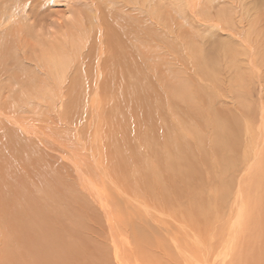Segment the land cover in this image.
Returning <instances> with one entry per match:
<instances>
[{"label": "rangeland", "instance_id": "374dc122", "mask_svg": "<svg viewBox=\"0 0 264 264\" xmlns=\"http://www.w3.org/2000/svg\"><path fill=\"white\" fill-rule=\"evenodd\" d=\"M0 264H264V0H0Z\"/></svg>", "mask_w": 264, "mask_h": 264}, {"label": "bare ground", "instance_id": "6f19581e", "mask_svg": "<svg viewBox=\"0 0 264 264\" xmlns=\"http://www.w3.org/2000/svg\"><path fill=\"white\" fill-rule=\"evenodd\" d=\"M43 12V11H42ZM64 21V20H63ZM28 30V29H27ZM53 32V31H52ZM39 38V37H38ZM22 41V40H21ZM81 42V41H80ZM79 50V49H78ZM60 58V57H59Z\"/></svg>", "mask_w": 264, "mask_h": 264}]
</instances>
